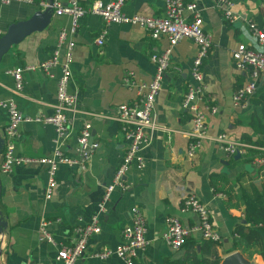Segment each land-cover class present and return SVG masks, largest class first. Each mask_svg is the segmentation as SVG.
<instances>
[{
    "label": "crops",
    "instance_id": "obj_1",
    "mask_svg": "<svg viewBox=\"0 0 264 264\" xmlns=\"http://www.w3.org/2000/svg\"><path fill=\"white\" fill-rule=\"evenodd\" d=\"M114 0H78L84 10L93 3L107 4ZM193 3L202 20V28L209 38L207 56L203 59L202 73L204 97L207 107L205 122L208 137L223 133L230 140L246 147L237 159L227 156L216 143L204 140L195 156L184 157L190 130V115L181 110L180 102L190 83V67L196 53L195 45L181 40L171 48L169 68L164 73L160 91L155 99L156 125L151 144L144 151L145 167L130 169L124 178L125 190L116 189L105 203L99 205L105 189L112 183L113 175L120 164L125 141L119 125L113 120L115 108L130 103L135 98V89L125 86L123 79L133 73L137 82L149 81L153 73L152 55L167 47L165 38L151 39L138 27L124 25L105 26L103 20L86 13L78 23L72 39L71 80L69 91L77 93V114L74 130L64 141L62 149L67 156L75 157L76 137L82 121L91 125V138L98 144L84 172L61 165L55 174L56 187L50 200L44 198L48 173L46 165L31 162L15 167L12 173L0 172V213L7 223L0 234V264H59L56 251L60 245H69L76 238L75 229L90 225L97 217L100 231L92 235L87 249L76 264H124L117 257L107 259L94 257L104 248L115 249L121 243V231L129 224V210L136 207L144 218L147 245L140 251L136 264H163L164 261H179L185 252L184 244L172 251L162 241L165 219L176 217L184 226L196 223L191 213L179 210L181 200L194 196L209 212V221L220 236L213 247H205L197 234L189 236L198 258L210 262L219 258L218 264L232 254H238L245 264H264L260 253L264 252V232L261 225H247L244 220V198L261 195L264 205V169L259 162L264 155V145H250L241 140L264 143L260 131L262 120L257 118L264 108V91L248 100L245 109L231 105V95L238 87L241 77L230 61V51L236 43H246L245 21L261 25L264 21V0H228L238 20L231 24L222 20L212 0H182ZM64 3L65 0H53ZM46 0L32 3L0 2V32L3 35L13 23L27 20L38 10L43 11ZM264 9V7H263ZM126 16L140 15L161 17L163 0H126L122 7ZM189 17L188 13H184ZM71 21L67 16L52 15L51 22L41 32H35L17 45L12 46L0 63V101L12 100L25 118L36 119L49 116L55 104L58 70L54 78H48L35 69L23 73V90L14 94L13 79L6 73L16 67L37 66L51 58L60 30H69ZM106 29L104 42L96 45L95 39ZM264 52V43L262 44ZM264 85L260 81L257 89ZM256 89V90H257ZM252 97V96H251ZM250 97V98H251ZM249 98V99H250ZM8 122L5 110L0 109V136ZM52 126L26 121L19 126V138L15 154L19 157L38 160L49 157L54 149ZM3 145L0 148V166ZM261 154V155H259ZM259 155V156H258ZM41 223L54 244L39 240ZM257 230L254 241L237 234H247L248 228ZM185 241V243H186ZM210 242V241H209ZM93 256V257H92Z\"/></svg>",
    "mask_w": 264,
    "mask_h": 264
},
{
    "label": "built area",
    "instance_id": "obj_2",
    "mask_svg": "<svg viewBox=\"0 0 264 264\" xmlns=\"http://www.w3.org/2000/svg\"><path fill=\"white\" fill-rule=\"evenodd\" d=\"M1 4L8 5L12 2L32 3V0H0ZM126 0H114L107 4L95 2L88 10L79 6L78 0H65L64 3L53 2L52 10L55 16H67L71 21L69 30L62 29L57 36L56 47L51 58L37 66L16 67L7 70V74L14 81V94L20 95L23 90V73L39 69L48 78H54L53 69L58 70L56 80L55 104L51 115L36 119L25 118L18 110L12 100L0 101V109L5 110L8 122L3 130V154L0 172L12 173L19 165L38 162L46 165L48 173L47 186L44 198L50 200L56 187L55 174L59 166L64 165L74 168L76 172H84L88 163L98 148V144L91 138V125L82 121L76 137L75 157L67 156L63 149V143L74 130L77 114V93L69 91L71 80V63L75 33L78 23L86 13L99 16L105 26L130 25L145 31L149 38H165L167 47L160 53L152 55L150 61L153 65V73L149 81L137 82L133 73L128 72L123 83L125 86L135 89V98L130 103H122L116 106L113 120L119 125L120 132L125 141V150L120 164L113 175L112 183L105 189L99 210H104L105 203L116 189L125 190V176L130 169L140 171L145 167L144 151L151 144L154 132L159 129L155 121L154 103L160 91V84L164 73L169 68V55L171 48L181 40H189L196 47V53L190 67V83L180 102L181 110L190 115V130L187 133V145L184 157L192 159L200 149L204 140L216 143L221 151L227 156L239 154L245 145L230 140L226 134L220 133L214 137H208L205 114L207 109L214 113L213 109L207 107L204 97L203 78L200 66L207 56L209 49V38L202 28V20L193 3H183L182 0H163V14L161 17H145L140 15L126 16L122 7ZM214 8L219 11L221 18L226 23H233L238 16L232 11V4L228 0H212ZM263 5L260 9L264 11ZM188 13L186 17L184 13ZM106 29L95 39V43L101 46L104 42ZM246 43H236L230 51V61L234 72L241 77L240 84L231 95V105L237 109H245L249 98L257 89L260 81L264 82V21L261 25L245 21ZM1 36V32H0ZM26 121L43 123L52 126L54 130V149L51 156L33 160L19 157L15 154L16 143L19 138V126ZM264 162V157L258 160ZM179 210L191 213L196 217V223L192 226L182 225L176 217L165 219V232L162 241L172 251H178L186 239L197 234L201 240L218 243L220 236L209 221V212L204 204L200 203L194 196L184 197ZM91 224L75 229L76 238L69 245H60L56 251L55 259L59 264H76L82 258L87 249V244L92 235L99 233L97 217L91 218ZM47 223H41L39 228V240L54 244L52 237L48 234ZM144 218L140 211L133 207L129 210V224L121 231V243L113 250L104 248L94 257L107 259L111 256L117 257L124 264H136V258L140 251L147 245L145 239ZM93 257V256H92Z\"/></svg>",
    "mask_w": 264,
    "mask_h": 264
},
{
    "label": "trees",
    "instance_id": "obj_3",
    "mask_svg": "<svg viewBox=\"0 0 264 264\" xmlns=\"http://www.w3.org/2000/svg\"><path fill=\"white\" fill-rule=\"evenodd\" d=\"M262 91H264V85H262L261 87H259L252 95V97L249 99H253L255 96H260L262 94ZM264 93V92H263ZM252 103V100H251ZM260 116L257 118L258 120H262V124H261V130L258 131L256 129H254L251 124V130L254 131L255 133H261L264 134V108H262V110L259 112ZM242 142H245L247 144L250 145H255V146H263L264 143L255 140L254 142H251L248 138H243L241 140ZM261 155V154H259ZM258 155V156H259ZM264 157V155H262L259 158ZM262 168L264 169V163L261 165ZM264 173V171H263ZM261 195H253L252 197H245L244 198V204H245V210H244V220H245V224L247 225H252V226H257V224L261 225V232H264V205L262 204V200H261ZM237 234L249 239V240H257V237L259 236L257 233L256 229H253L252 227L248 228L247 230V234H243L241 233L239 230H237ZM215 245V243L213 242H209L206 241L203 243V245H201V251L200 253H203L205 250V247L207 248H211ZM183 248L185 249V252L183 254V257L179 260V261H164L163 264H218L219 262V258L218 257H214V259H212L210 262L202 259V258H198L197 254L194 250L193 247V242L192 241H186V243H184ZM260 256L264 262V252L261 251Z\"/></svg>",
    "mask_w": 264,
    "mask_h": 264
},
{
    "label": "water",
    "instance_id": "obj_4",
    "mask_svg": "<svg viewBox=\"0 0 264 264\" xmlns=\"http://www.w3.org/2000/svg\"><path fill=\"white\" fill-rule=\"evenodd\" d=\"M52 4L53 0H46V7L43 11L38 10L27 20L13 23L7 27L6 32L0 36V63L12 46L17 45L32 33L41 32L49 26L53 15ZM3 144V138L0 136V148ZM238 156V154H235L233 159H237ZM6 227L7 223L3 220L0 213V234ZM221 264H245V262L238 254H232L225 257Z\"/></svg>",
    "mask_w": 264,
    "mask_h": 264
}]
</instances>
